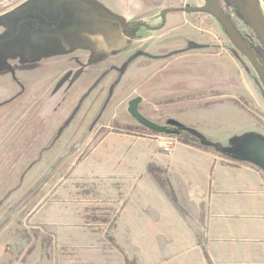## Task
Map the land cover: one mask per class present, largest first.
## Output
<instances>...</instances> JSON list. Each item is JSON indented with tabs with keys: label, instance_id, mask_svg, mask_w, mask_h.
<instances>
[{
	"label": "rangeland",
	"instance_id": "1",
	"mask_svg": "<svg viewBox=\"0 0 264 264\" xmlns=\"http://www.w3.org/2000/svg\"><path fill=\"white\" fill-rule=\"evenodd\" d=\"M232 1L221 3L264 57ZM205 5L0 0V40L19 32L0 44V202L2 210L10 207L0 213L1 264H20L23 256V264H62L59 256L89 249L134 257L143 248L130 240H166L155 247L169 251L171 240L200 237L192 223L163 222L154 198L139 194L131 164L137 145L179 137L141 125L130 101L140 96V113L170 128L191 117L223 150L236 151L247 131L264 139V84L243 54L230 51L235 46L216 18L172 12L162 29L137 26H160L165 8Z\"/></svg>",
	"mask_w": 264,
	"mask_h": 264
},
{
	"label": "crops",
	"instance_id": "2",
	"mask_svg": "<svg viewBox=\"0 0 264 264\" xmlns=\"http://www.w3.org/2000/svg\"><path fill=\"white\" fill-rule=\"evenodd\" d=\"M247 85L245 92L252 97L251 85ZM190 118L177 122L182 127L198 129ZM256 133L258 131L254 130L245 134L249 137ZM170 139L165 142L154 140L148 149L143 144L137 145L136 161L131 162L132 175L137 178L139 194L154 198L157 214L163 222H172L176 227L192 223L201 230L200 237L171 240L169 251L155 247L168 245L166 240L139 238L130 240L133 246L143 248L138 249L139 253L134 257L98 255L95 250L89 249L86 253L59 256V262L264 264V171L255 165L229 160L197 146ZM151 166L160 170L163 184L149 172ZM168 186L173 190L177 203L168 195L165 189ZM144 222L140 220L139 223ZM68 243L72 247L80 246V241ZM144 247L153 248L146 250ZM3 258L0 255V264ZM25 260L28 262V256H23L19 263L23 264Z\"/></svg>",
	"mask_w": 264,
	"mask_h": 264
},
{
	"label": "water",
	"instance_id": "3",
	"mask_svg": "<svg viewBox=\"0 0 264 264\" xmlns=\"http://www.w3.org/2000/svg\"><path fill=\"white\" fill-rule=\"evenodd\" d=\"M34 3V2H33ZM236 8L238 9L239 17L244 21L246 25H248L256 34L258 40L260 41L262 48H263V55H264V11L261 6L260 0H237L234 2ZM32 7L33 5H28ZM36 7L39 8V5L35 3ZM27 7V5H26ZM25 7V8H26ZM171 12H186V13H206L210 14L217 19L220 25L223 27L226 35L233 43L237 51H240L244 56H246L253 67L255 68L256 72L260 76L263 84H264V57H261L256 53L248 44L246 39L242 36L241 32L237 29L235 23L231 19V17L224 12L222 9L219 0H206V5L203 7H175V8H167L162 10L161 17L163 19L162 25L164 26L166 23V17L168 13ZM95 16H97L95 14ZM45 17V16H41ZM99 17V15H98ZM111 22H114L122 27L125 31H130L131 29L127 27L122 20L116 17H108ZM33 22L37 24L38 19H28V22ZM139 27H146L150 30H154L155 28L150 26L144 21H140L137 23ZM19 32H16L14 35L9 37L6 40H0V44L7 43L12 41L15 37L18 36ZM236 51V52H237ZM48 57V56H47ZM142 101L140 96L135 97L133 100L130 101V113L131 115L144 127L151 130L152 132L158 133H166L169 132V129L165 125H161L150 119L146 118L140 113L139 105ZM179 128H176V131H185L186 128H193L194 127H182V124L175 121ZM198 130V129H197ZM244 140L238 145L236 151L234 150H223L220 147V144L210 141L207 139L204 134L202 140L205 143L211 144L216 150H220L222 152H227L233 155L234 158L247 161L261 170L264 171V139L258 137V133L250 134L248 137L247 134L244 135Z\"/></svg>",
	"mask_w": 264,
	"mask_h": 264
},
{
	"label": "trees",
	"instance_id": "4",
	"mask_svg": "<svg viewBox=\"0 0 264 264\" xmlns=\"http://www.w3.org/2000/svg\"><path fill=\"white\" fill-rule=\"evenodd\" d=\"M169 132L166 133H158V132H153L154 134L157 135H161V134H165L171 137H179V141L187 143V144H191L193 146H197L199 148L205 149L207 151L219 154L220 156L229 159V160H233V161H237L246 165H250L252 166L253 164L247 162V161H243V160H239L233 157V155L227 153V152H222L220 150H216L213 146H211V144L205 143L202 138H203V134L197 130V129H193V128H186L185 131H176L174 128H170L168 127ZM149 172L152 173L154 175V177L157 179V181L160 184H163V179L160 175V170L151 166L149 168ZM168 195L170 196V198L177 203L175 194L173 192V190L171 189L170 186L165 187Z\"/></svg>",
	"mask_w": 264,
	"mask_h": 264
},
{
	"label": "flooded vegetation",
	"instance_id": "5",
	"mask_svg": "<svg viewBox=\"0 0 264 264\" xmlns=\"http://www.w3.org/2000/svg\"><path fill=\"white\" fill-rule=\"evenodd\" d=\"M235 1H237V0H233L232 2H233V7H235V11L238 13V9L236 8V6H235ZM219 3H220V5H221V7H222V9L224 10V12L225 13H228L227 11H226V9L224 8V6L222 5V3H221V0H219ZM169 8H175V7H169ZM165 9H167V8H165ZM172 13V12H171ZM186 13V12H185ZM169 14V13H168ZM168 14H167V17H166V23H167V18H168ZM208 15H210V14H208ZM210 16H212V15H210ZM213 17V16H212ZM238 17H239V15H238ZM240 18V17H239ZM213 19L215 20V17H213ZM232 20H233V22L235 23V25H236V27H237V29L241 32V34H242V36L245 38V39H247V34H246V32H245V30L243 29V28H241L240 26H239V24H237L236 23V21H235V19L234 18H231ZM241 19V18H240ZM217 20V19H216ZM242 20V19H241ZM145 22V21H144ZM162 22H163V19H162ZM244 22V21H243ZM147 23V22H146ZM166 23H165V25H166ZM148 24V23H147ZM161 25H162V23H161ZM157 26V27H154L155 29L153 30V31H156V30H158V29H162L164 26ZM246 25V24H245ZM151 26V25H150ZM247 26V28H250L248 25H246ZM153 27V26H152ZM251 29V28H250ZM253 31V30H252ZM221 39H223V37H222V35H221ZM224 40V39H223ZM247 41V40H246ZM248 42V41H247ZM249 44V43H248ZM233 54H234V56L235 57H237L238 58V56H239V53H241L240 51H237L236 50V48H232L231 50H230ZM237 51V52H236ZM242 54V53H241ZM246 57V56H245ZM247 58V57H246ZM248 59V58H247ZM249 60V59H248ZM251 63V62H250ZM11 144V145H10ZM10 144H7L8 146H7V149H9L11 146H12V144L13 143H10ZM24 195H26L25 197H27L28 196V190L25 192V194ZM25 199H23V200H20V202H22V201H24ZM19 202V203H20ZM16 203V202H15ZM4 204H1V202H0V213H2V211L3 212H6L5 214H7V212L9 211V209H10V207L9 208H7V209H5V210H2L1 208H2V206H3ZM14 205V204H13ZM19 205H21V203L20 204H17V205H15V207H14V210L15 209H17L18 207H19Z\"/></svg>",
	"mask_w": 264,
	"mask_h": 264
}]
</instances>
